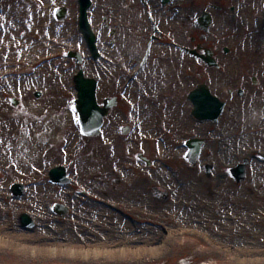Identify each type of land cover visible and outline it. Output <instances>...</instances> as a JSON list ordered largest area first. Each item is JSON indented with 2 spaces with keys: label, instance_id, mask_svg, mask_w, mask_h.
<instances>
[{
  "label": "rangeland",
  "instance_id": "obj_1",
  "mask_svg": "<svg viewBox=\"0 0 264 264\" xmlns=\"http://www.w3.org/2000/svg\"><path fill=\"white\" fill-rule=\"evenodd\" d=\"M58 6L68 9L63 22L52 14ZM25 8L39 11L53 25L55 56L43 74L38 72V65L30 74L10 73L25 91L7 94L11 103L0 108V118L10 114V121H19L24 125L19 129L28 134L34 118L45 116L40 126H54L57 144L48 157L40 156L30 176V167L20 174L8 160L0 162V263L264 264V196L255 191L262 192L264 187L256 188L249 176L243 182L245 188L236 193L223 167L217 165L209 177L199 163L192 164L186 157V142L200 137L202 124L195 120L189 130L176 135L163 129L167 146L176 136L180 144L162 157L158 140H151L150 132L140 127L141 106L130 97H139L140 88L151 86L170 48L175 49L183 81L176 93L192 120L188 93L200 81L214 87H235L237 81H251L254 75L264 83V0H170L166 5L162 0H93L89 14L99 38L101 54L97 59L79 31L78 0H56L54 5L44 0L42 7L40 0H30ZM204 10L214 19L207 32L198 24ZM197 43L216 52L220 70L183 51ZM147 49L150 52L142 64ZM69 50L82 53L81 65L68 56ZM129 65L133 67L129 69ZM3 66L0 76L7 67ZM79 66L87 76L99 80L97 97L101 105L106 97L118 101L98 136L83 134L75 120L77 91L73 77ZM137 68L142 69L140 74L132 75ZM48 76L60 81L57 98L64 113L61 108L54 111L45 105L51 90ZM37 91L42 92L41 98L35 97ZM3 98L0 94V102ZM13 98L20 100L18 106L12 104ZM169 99L167 94L164 100H155V106H165ZM149 102L154 105L153 100ZM126 125L130 131L125 135L122 129ZM75 134L80 148H102L103 154L120 155L115 162L116 174L103 173L108 171L106 162L95 167L82 159L80 151H68L67 143ZM140 153L152 164L141 160ZM57 165L68 168L72 184L60 187L50 182L49 170ZM93 169H100L101 176H92ZM202 180L208 186L202 187ZM18 182L27 188L22 196L15 197L11 185ZM221 182L224 184L218 187ZM256 184H264V173ZM57 202L68 205L70 214H56L53 205ZM23 213L30 214L33 227H23Z\"/></svg>",
  "mask_w": 264,
  "mask_h": 264
},
{
  "label": "bare ground",
  "instance_id": "obj_2",
  "mask_svg": "<svg viewBox=\"0 0 264 264\" xmlns=\"http://www.w3.org/2000/svg\"><path fill=\"white\" fill-rule=\"evenodd\" d=\"M29 2L30 0L28 2L26 0H0V4H2L0 23L4 24V31H8L13 35H18L19 32L25 33V35L19 37L16 42L18 44L16 51L23 52L22 57L19 59L18 66L5 67L6 69H3L4 71H2L3 73L1 75H4L5 72H7L8 75H10V73L30 74L29 72H31L36 65L40 66L38 72L43 74L46 71L49 60L53 59L55 56V44L53 43L52 37L54 34L53 25H51L49 19L43 18V14L39 11L25 8ZM73 14L74 11L71 14V17L74 16ZM28 18L30 19L29 21ZM29 26H31V31L28 30ZM63 39H66V34L63 35ZM165 47L168 49L170 48V46ZM2 48L3 46H0L1 58L3 57ZM45 50H47V52L42 53ZM174 50V48H170L167 51L166 57L160 63L161 66H159L158 69L159 73H157L155 81L151 86H149V88L147 86L140 88L138 90V94H140L139 97L130 96L133 99V103H138L141 106V109L138 110L140 127L144 131L150 132L151 140H158L160 143L159 151L162 157H165L171 149L178 147L180 144V138L179 136H176V140L171 138V140H169L170 143L167 146L168 142L165 141L166 133L170 131L172 135L179 134L180 132L189 130L194 122V119L192 120V118L185 113L182 98L176 93L179 85L183 81L181 78L182 75L180 74L181 72L179 73L177 70L178 58L176 57ZM15 60L16 57L14 55H9L8 65H13ZM42 60L45 61L44 64ZM3 65L4 61L1 59L0 66ZM138 72H140V69L138 68L132 70V74H138ZM47 82L51 83V90L46 96V99L48 100L45 101V105L49 108H53L55 111L56 108H61L62 106L61 100L57 98V94H59L57 92V87L59 86L60 81L54 80L48 76ZM146 91L149 92L147 93ZM144 94L147 97L144 96ZM167 94L170 95L167 104L164 106L163 103L160 107L155 106V100H164ZM60 95L62 96L63 94ZM150 100H153V106L150 105ZM59 111L64 113V108L59 109ZM67 117L66 114L65 119H67ZM160 118L163 120L162 124L158 126ZM0 120L3 121L1 128H4V125H7V128L4 130V135H7L6 146L8 148L11 147L13 152L10 156L4 157L3 149L5 145H0V162L4 163L8 160L9 166H16L20 169H16V173H22L26 168L30 167V174L28 176L32 175L36 171L40 156L48 157L56 147L57 142L55 141L54 126L47 127L49 129L48 131H44L46 127L40 126L42 135L38 139H33L32 142L29 143L27 138L33 136L32 131L28 134L21 131L18 124L10 121V114L2 116ZM53 125H56V123H53ZM63 125H68V129L70 130L69 123L66 124L65 122ZM8 129H12V133L16 135L15 141L12 139V133H8ZM163 129H166L167 132H163ZM21 137H25V139L21 140ZM79 143L80 140H78L76 134L71 136L67 143V150L80 151L83 155L82 159L88 161L95 167H100L102 166L101 164L106 162L108 164V171H104L103 173L107 175L112 173L116 174L114 173L117 172L115 162L119 160L120 155L110 156V154H103L102 148H80L81 145ZM39 152L41 154H39ZM100 173V169H93L90 174L95 177H100ZM17 175L18 174H16V176ZM221 175L222 173H220V176ZM201 186H208V182L202 180ZM262 186L264 187V185H261L260 187ZM42 193H40L41 196L44 195V193ZM153 199L156 200L155 198Z\"/></svg>",
  "mask_w": 264,
  "mask_h": 264
},
{
  "label": "flooded vegetation",
  "instance_id": "obj_3",
  "mask_svg": "<svg viewBox=\"0 0 264 264\" xmlns=\"http://www.w3.org/2000/svg\"><path fill=\"white\" fill-rule=\"evenodd\" d=\"M198 45L197 43L193 49L198 50ZM204 54L203 50H198L194 57L203 60ZM214 57L218 60L216 52ZM208 67L220 70L222 65L219 63L216 67ZM251 76V81L239 80L235 87H214L200 81L194 88L208 85L210 92L224 104L216 120L196 119L202 124L199 134L204 143L194 165L199 163L202 169H206L209 177L217 165L223 167L225 176L229 177L236 193L245 188L244 183L249 176L253 178L251 184L256 188L261 189L263 186H260L264 185L256 184L257 178L264 173V83L254 75ZM209 143L212 145L206 148ZM241 165L246 169V176L239 180L241 174L238 169H241ZM223 184L218 183V187ZM255 191L257 195L264 196V190Z\"/></svg>",
  "mask_w": 264,
  "mask_h": 264
},
{
  "label": "water",
  "instance_id": "obj_4",
  "mask_svg": "<svg viewBox=\"0 0 264 264\" xmlns=\"http://www.w3.org/2000/svg\"><path fill=\"white\" fill-rule=\"evenodd\" d=\"M168 0H164L167 2ZM80 2V19L79 26L80 31L84 34V37L96 58L98 53L96 52V35L91 28L88 19V10L91 7V0H79ZM67 15L66 8H60L57 11V16L59 20H64ZM200 27L204 29H208V26L211 25L213 18L212 15L206 11L203 12L202 16L198 19ZM194 53L195 51H190ZM69 55L71 57H75L79 62H82V56L77 52H70ZM213 53L210 50H206V57L204 59L209 65H215L216 61L213 59ZM74 81L76 84L77 90V99L75 100V107L80 117V126L81 130L88 134L89 136H95L100 133L101 127L104 122V118L110 113L112 107L117 104L116 98H105L104 105L100 106L97 100V87L98 81L94 78L86 77L83 69H80L78 74L75 75ZM204 91H199V89L192 91L189 94V98L193 102L195 109L193 111L194 115L198 118H210L209 116H203V107L206 102L215 104V98L210 96L209 90L206 86H203ZM41 93L37 92L36 96L41 97ZM14 106H17L19 101L16 99L12 100ZM220 111L213 116L217 118ZM128 128L124 129V133H126ZM202 141L198 139H191L188 141V147L190 152L188 157L192 163H195L197 155L200 151ZM50 179L54 183L58 184H66L70 183L71 180L67 177L66 168L63 166H58L53 168L50 171ZM13 191L16 196H19L24 193V185L23 184H15L13 185ZM58 205L55 207L56 211L60 214L67 213V209H63ZM21 221L25 226H32L33 222L27 214H23L21 216ZM1 264V263H0Z\"/></svg>",
  "mask_w": 264,
  "mask_h": 264
},
{
  "label": "snow or ice",
  "instance_id": "obj_5",
  "mask_svg": "<svg viewBox=\"0 0 264 264\" xmlns=\"http://www.w3.org/2000/svg\"><path fill=\"white\" fill-rule=\"evenodd\" d=\"M56 0H51V3L54 5ZM44 0H40L41 7L43 6ZM58 9L53 10V15H56V12ZM149 16H152V13H148ZM29 31H31V26H29ZM24 32H19L18 35H13L8 31H4V24L0 23V46H3V61L4 65L7 67H13V66H18L19 64V59L22 57L23 52L22 51H16L18 48V44L16 43L19 37L24 36ZM67 53H65L66 55ZM9 55H14L16 57V60L13 62V65H8V59ZM129 69L133 67V65L128 66ZM25 91V89H22L20 85L16 82V78L14 76H9L7 72L3 76H0V94H4L5 98H3L2 102H0V108L3 107L4 104L11 103L10 99L6 98L8 93L16 94V93H22ZM75 111V109H73ZM45 113L48 112V109L45 108L43 109ZM45 116H36L33 120V136L28 137V142L31 143L33 139H38L42 133L40 131V122L42 120H45ZM77 125L80 123V117L76 116L75 117ZM3 121L0 120V124H2ZM19 125V128H23L24 125L21 124L19 121L16 122ZM7 128V125H4V128H0V145H5L3 149V155L7 157L8 155L11 154V149H9L6 146V141H7V135H4V130ZM49 129L46 127L44 131H48ZM82 131V130H81ZM8 133H12V129H8ZM12 139L13 141L16 140V135L12 133ZM21 140H24L25 137H21Z\"/></svg>",
  "mask_w": 264,
  "mask_h": 264
}]
</instances>
